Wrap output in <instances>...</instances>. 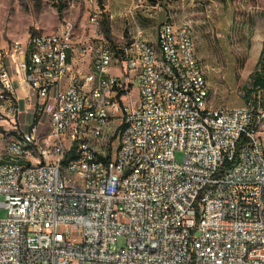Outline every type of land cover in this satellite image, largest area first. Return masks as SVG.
<instances>
[{"label":"built area","instance_id":"obj_1","mask_svg":"<svg viewBox=\"0 0 264 264\" xmlns=\"http://www.w3.org/2000/svg\"><path fill=\"white\" fill-rule=\"evenodd\" d=\"M85 4L97 30L96 0ZM184 24L182 48L171 22L159 25L163 57L142 30L117 56L96 33L78 49L90 71L69 60L68 18L55 38L36 31L2 48L0 125L4 115L16 126L0 130V148L31 162H0V264H264V102L240 89L243 105L207 106ZM10 64L28 86L23 104Z\"/></svg>","mask_w":264,"mask_h":264},{"label":"rangeland","instance_id":"obj_2","mask_svg":"<svg viewBox=\"0 0 264 264\" xmlns=\"http://www.w3.org/2000/svg\"><path fill=\"white\" fill-rule=\"evenodd\" d=\"M232 1L236 2L239 11H237V22L231 24L230 43L204 50L208 57V61L205 62L207 65L204 66L209 87L207 106L213 109L243 105L245 100L237 95V90L240 89L249 90L247 93L250 98L260 95L264 102V89H253L254 72L257 69L261 47L258 42L251 41L255 28L264 30V0H250L255 3L253 5L259 4L263 11L256 15V19L252 15H247L246 9L243 8V2L246 6L249 0ZM63 2L66 5L60 15L56 0H0V61L5 60L2 48L9 47L12 42H18L22 47L26 46L29 37L36 31L55 33L64 18L71 19L72 25H75L74 39L76 41L82 38H93L96 33H101V24L97 30L94 26H89L90 14L85 0H63ZM232 5H234L233 2ZM111 46L117 48L115 42L111 43ZM198 49L202 54V48L198 47ZM111 71L113 75H122L118 67L113 66ZM135 87V84L130 86L133 93H135ZM27 93L28 89L20 90L17 87L16 94L21 98L22 104ZM3 118L0 130L5 136H9L13 134L16 125L9 117L3 115ZM118 123L117 120L112 121L110 132L117 127ZM117 134L118 132L110 139L112 144L117 143ZM1 152L4 153V150ZM110 153H113L112 146ZM176 156L178 160L183 157L179 152ZM2 201L3 197H0V202ZM6 216L7 210L0 207V218Z\"/></svg>","mask_w":264,"mask_h":264},{"label":"crops","instance_id":"obj_3","mask_svg":"<svg viewBox=\"0 0 264 264\" xmlns=\"http://www.w3.org/2000/svg\"><path fill=\"white\" fill-rule=\"evenodd\" d=\"M232 2L234 5H232ZM106 13L109 15L110 28L115 44L121 47L129 46L137 30H142L144 37L152 44L157 41V27L168 20L177 29L183 23H190L193 28L196 43V57L204 67L208 57L205 48L226 46L231 40V24L237 22L236 2L232 0H104ZM239 4V2H238ZM250 0L245 6L247 15L261 14V7L253 5ZM263 12V11H262ZM259 13V14H258ZM87 38L78 39V47L70 55L69 60L74 67L91 70L90 58L81 57L78 53L81 42ZM258 42L262 49L264 30L254 29L251 41ZM198 47L202 48V54ZM206 60V61H205ZM10 73L15 91L28 89L20 76L16 75L10 64Z\"/></svg>","mask_w":264,"mask_h":264},{"label":"bare ground","instance_id":"obj_4","mask_svg":"<svg viewBox=\"0 0 264 264\" xmlns=\"http://www.w3.org/2000/svg\"><path fill=\"white\" fill-rule=\"evenodd\" d=\"M173 32H171V47L182 48L183 35L185 32V24L179 28H175L171 23ZM157 37H159V26L157 27ZM48 38H55V33H48ZM15 47H22L18 42H15ZM148 50L150 55H156V57H163V50H157V45L148 42ZM47 121H54V112H47ZM86 139L78 140V147H85ZM24 151H34V144H24ZM0 162L27 165L31 162V155L17 154L12 152H1L0 149ZM67 162H74V155H67Z\"/></svg>","mask_w":264,"mask_h":264},{"label":"trees","instance_id":"obj_5","mask_svg":"<svg viewBox=\"0 0 264 264\" xmlns=\"http://www.w3.org/2000/svg\"><path fill=\"white\" fill-rule=\"evenodd\" d=\"M58 4H56L58 14H62L65 8V2L63 0H56ZM104 0H96V9L100 16V24L102 27L101 33L104 36L106 41V45L111 50V52L117 56L121 53V46L112 47L111 43L114 42L113 36L110 28V19L109 15L106 13ZM115 48V49H114ZM253 89H264V41L263 46L260 51L259 59L257 61V69L254 72V88ZM249 92V90L247 91Z\"/></svg>","mask_w":264,"mask_h":264}]
</instances>
